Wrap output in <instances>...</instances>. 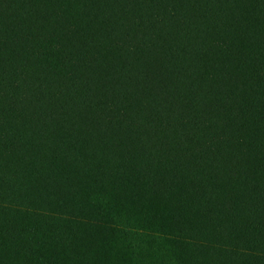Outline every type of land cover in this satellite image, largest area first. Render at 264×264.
Segmentation results:
<instances>
[{"label":"trees","instance_id":"obj_1","mask_svg":"<svg viewBox=\"0 0 264 264\" xmlns=\"http://www.w3.org/2000/svg\"><path fill=\"white\" fill-rule=\"evenodd\" d=\"M0 264H264V0H0Z\"/></svg>","mask_w":264,"mask_h":264}]
</instances>
